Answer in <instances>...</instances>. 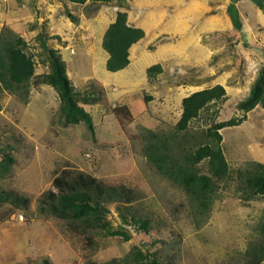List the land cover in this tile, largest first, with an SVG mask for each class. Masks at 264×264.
<instances>
[{"label":"rangeland","instance_id":"rangeland-1","mask_svg":"<svg viewBox=\"0 0 264 264\" xmlns=\"http://www.w3.org/2000/svg\"><path fill=\"white\" fill-rule=\"evenodd\" d=\"M188 1L164 2L172 17H176V5L183 7L178 15L184 16L191 28L183 40L170 37L168 50L161 55L164 70L158 65L160 72L150 77L147 88L139 87V91L146 92L132 93V96L115 92V86L122 84L115 75L106 81L115 83L111 86L102 84L98 72L91 77L83 75L90 73L93 53L97 51L94 45H98L99 34L113 21L115 13L141 12L146 5L137 8L136 0H112L95 4L86 15L82 6L70 5L68 0H30L19 5L23 6L24 14L31 15L32 21L24 14L12 13L16 19L14 25L6 22L0 28L1 33L3 27H9L24 39L26 51L35 63V76L50 71L48 58L41 55L39 34L54 39L48 40V45L59 57L65 52L61 59L74 89L92 90L100 96L95 105L83 106L93 115L92 135L84 123L64 125L58 114L59 98L49 85L32 79L27 95L23 91L16 94L0 91V152L9 153L13 158L10 171L0 176V189L27 200L20 210L9 203L0 205V264H43L44 261L47 264H105L123 259L134 247L148 253L157 251L161 264H247L250 244L257 238L252 227L257 226L258 218L252 216L264 214V199L252 204L240 200L235 194L236 171L253 162L245 160L242 151L254 139L255 133L251 132L262 130L258 140L263 139L264 111L257 106L244 114L237 104L247 97L264 68V0H239L235 6L223 0H202L201 9L192 7ZM68 13L78 17L79 22L73 25L62 22L58 25L60 29L54 30L50 20L61 22ZM45 14L49 18L40 24L38 20ZM90 21L92 30L96 29L94 36L83 38V34L86 37L89 33L86 26ZM51 33L65 34L69 40ZM54 43L62 47L55 49ZM67 43H70L69 49H63ZM186 43L189 46L184 49ZM184 65L187 68L182 70ZM215 85L225 89V96L191 121L189 133L197 137L214 124L245 118L240 126L226 127L219 132L230 179L218 182L206 220L194 215L182 188L157 173L144 156L143 148L148 132L166 136L175 132L182 98L194 90ZM128 87L134 88V85L128 84ZM134 94L139 98L150 96L152 100L144 104L145 112L138 111L130 117L123 106L134 99ZM198 167L200 174L209 175L206 162ZM64 169L134 189L140 195L135 205L139 204L154 224L162 218L159 221L164 226L132 236L129 241L101 237L97 239L98 249L90 250L84 246L83 237L76 235L65 222L35 214L36 200L51 188L53 178ZM110 211L108 220L116 228L119 220L113 207Z\"/></svg>","mask_w":264,"mask_h":264},{"label":"trees","instance_id":"trees-1","mask_svg":"<svg viewBox=\"0 0 264 264\" xmlns=\"http://www.w3.org/2000/svg\"><path fill=\"white\" fill-rule=\"evenodd\" d=\"M68 1L82 6L86 15H89L95 4L112 2V0ZM119 6H121L120 2ZM67 16L74 24L79 22L75 15L68 13ZM143 36L141 29L128 25L125 12L117 11L101 37L100 45L107 56L106 70L117 72L124 69L129 63L128 49ZM48 40L54 39H49L43 33L39 34L41 55L48 58L46 61L50 71L35 76V63L26 51L24 39L12 32L9 27L2 28L0 91L11 94L23 91L27 95L32 79L37 83L49 85L59 98L58 114L64 125L84 123L92 134L93 115L83 106L95 105L100 101V96L92 90L74 89L66 75L65 63L48 45ZM147 72L151 77L160 72V67L154 65ZM225 94V89L221 85H215L187 95L181 101V115L175 125V132L166 136L150 131L148 137L144 139L147 143L143 148L144 156L159 175L183 189L189 197L194 215L199 219L207 220L218 190V182L227 180L230 175L221 147L222 136L219 130L238 126L244 121L245 116L214 124L206 131H201L197 137L189 133L190 123L199 118L205 108L222 99ZM149 100H152L151 97L146 98V102ZM257 106L264 111V68L260 70L251 85L247 97L237 104V108L244 114ZM0 154H2L0 176L3 177L10 171L9 166L13 158L9 153L0 152ZM201 162H206L209 175L200 174L198 166ZM236 173L238 183L235 194L240 200L249 202L264 199L263 163L247 162ZM139 200V193L125 185L108 184L90 174L64 169L53 178L51 188L36 200L35 214L65 222L76 235L83 237L84 246L94 251L98 249L97 239L101 237H119L129 241L132 236L147 234L155 227L164 226L159 221L162 218H158L159 222L155 221L157 223L154 224L152 217H149L144 210H140L139 204L135 205ZM26 202V199L15 193L0 189V205L9 203L15 210H20ZM111 207L114 208L119 220L116 228L108 220ZM196 226L200 227L199 222H196ZM256 235L257 238L250 244L248 250L247 264L264 263V220L257 227ZM160 260L157 251L148 253L140 247H134V250L127 253L123 259H113L105 264H161ZM43 264L47 262L44 261Z\"/></svg>","mask_w":264,"mask_h":264},{"label":"crops","instance_id":"crops-1","mask_svg":"<svg viewBox=\"0 0 264 264\" xmlns=\"http://www.w3.org/2000/svg\"><path fill=\"white\" fill-rule=\"evenodd\" d=\"M27 1L29 2L30 0H0V28L3 25H6L5 24L6 22L14 25V23L16 22V19L11 14L13 13L15 16H23L25 11L22 8L23 6L20 7L19 3L20 4L26 3ZM165 1L166 0H136L137 8H138V6H141V5H146V7L141 12H137L136 10L134 12H130L129 10L125 12L127 15L128 25H130L134 28L141 29L144 33V36L138 42L132 44L130 46V48L128 49V61H129V63L122 70H119L117 72H109L108 70H106L105 64H106L107 56H106V53H104L102 51V49H101L102 47H101L100 43L102 41V39H101L102 34L108 26L105 27L100 34L98 32L97 33V35L99 34L98 45L97 44L94 45L95 49L97 50L96 51L97 54H96V52H95V54L93 53V60L91 63L90 73L84 74L83 77H85V78L87 76L91 77L92 74L96 75V72H98L99 75L103 79L102 84L106 83L107 85L110 84V86H111V85H114L115 83L113 81L112 82H106V81H109L108 79L111 75H115V79H118V81L120 83H122L121 87L115 86L117 89V91H115V92L117 94H120V95L122 94L125 96H127V95L132 96V93L146 92V91H139V87H143L145 89V88H147V86L150 82V75H148L147 70L154 65H159L164 70V67H162V61H161L163 59V57L161 55L164 52V50H168L167 47L169 45L170 39L172 37H176V38L178 37L179 40L185 39L186 33L191 28L190 23L187 22L188 20L186 21L184 16H179L180 15L179 12L184 8L183 7L180 8L179 6L177 7V5H176V7H175L176 13H174V14H176V17H172L170 15V13H168L169 11H167V9L165 8V5H168L166 3L164 4ZM201 1L202 0H200V1L199 0H189L188 2H190V3L192 2L190 5L192 7L197 6L196 7V9H197V8H200L203 6ZM238 1L239 0H235V1L231 2V0H223L224 3H227V5L231 4L232 6H235V4ZM68 4L75 5L69 1H68ZM49 5H51V3H49ZM131 5L133 6V4H131ZM122 6H125V5L122 4ZM38 10H40V9H38ZM124 10H126V9H124ZM121 12H124V11H121ZM27 15L28 14H24L25 18ZM45 15L42 16V18H39L40 21L38 20V22L40 24L43 22H46L47 18H49V17H47V14H45ZM65 17L67 19L65 18L61 22H60V20L57 22L56 19H54L53 21L50 20L51 25L53 26L54 30L58 31V29H60V28H58L59 27L58 25H60L59 23H62V22L64 23V25L65 24L73 25L72 24L73 22H71L67 16H65ZM27 19H31V15L27 16ZM31 21H32V19H31ZM48 22H49V20H48ZM103 22H105V21H103ZM26 23H27V21L23 22L22 26H24V24L26 25ZM88 24L89 25L86 26V28L89 30V33L86 35V37L83 34V38L89 39L91 36L92 37L94 36L93 31L96 29L93 27V30H92L91 25H93V24L91 23V21L88 22ZM87 29H85V30L87 31ZM32 30H34V29H32ZM71 30H73V27ZM61 31H63V30H61ZM51 34H54L56 36L61 37L62 40H65V41L69 40V37L67 35L65 36V34H59V33H51ZM71 37H74V35H72ZM69 45H70V43H67L63 49L69 48ZM187 46H189L188 43H186V45L183 48L186 49ZM53 47H55V49H57V48H60L62 46L59 45L58 43H54ZM66 51H68V50H66ZM101 53L103 54V58L101 57ZM60 54H61V57L65 56V52L60 53ZM97 55H99L98 58H97ZM165 62H167V61H165ZM181 67H183L182 70H184L185 68H187V65H184ZM65 70H66V75L71 82V76L69 75L68 70L67 69H65ZM125 84L127 85L126 86L127 88L125 87ZM128 84H131V87H132V85H134V88L128 87ZM199 90H202V89H199ZM199 90H194V91H199ZM135 95L136 94H134L133 96H135ZM147 97L149 98L150 96H146V97L143 96V98H139V97L135 96L134 99H132L128 103H125V105L123 107H125L128 110V114L130 117H132V115H136L138 111H141L142 113L145 112L146 108H145L144 104L150 103V101H151V100H149L146 102ZM99 111H101V110H99ZM240 125H238V126H240ZM235 127H237V126H235ZM261 131L262 130H259L258 132L257 131L251 132V133H255L252 135V136H254V139L253 140L250 139L247 142L246 147H244V149L242 151V156L245 160H248V161L252 160L253 162H258V163L264 164V151H263L264 150V136H263L262 140H258V139H260ZM219 132H220V130H219ZM262 134H264V131ZM253 202L254 201H249L248 203L252 204ZM252 217L254 219L258 218L256 221L257 226H255V227L251 226L254 229V231L256 232L257 227L264 220V214L256 216V217L255 216H252Z\"/></svg>","mask_w":264,"mask_h":264},{"label":"clouds","instance_id":"clouds-1","mask_svg":"<svg viewBox=\"0 0 264 264\" xmlns=\"http://www.w3.org/2000/svg\"><path fill=\"white\" fill-rule=\"evenodd\" d=\"M69 49V48H68ZM203 90V89H202ZM200 91V90H199ZM193 93V92H192ZM191 94V93H190ZM189 95V94H188ZM18 218H20L21 219V216H19Z\"/></svg>","mask_w":264,"mask_h":264}]
</instances>
